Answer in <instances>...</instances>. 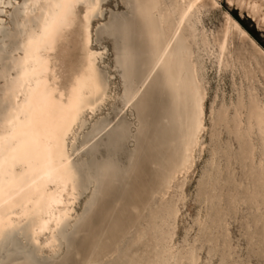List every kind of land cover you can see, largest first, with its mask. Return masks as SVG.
Instances as JSON below:
<instances>
[{
    "label": "rangeland",
    "instance_id": "1",
    "mask_svg": "<svg viewBox=\"0 0 264 264\" xmlns=\"http://www.w3.org/2000/svg\"><path fill=\"white\" fill-rule=\"evenodd\" d=\"M219 5L213 9L207 2L202 27L220 35L225 27L224 13H228L249 36L243 40L233 37L232 56L248 61L254 56L264 66L259 54V50L264 52V0H221ZM83 8L80 6L75 24L58 38L49 54L48 72L49 87L67 96L75 78L88 72V60H94L102 91L94 97L90 91L86 94L92 104L99 102L93 110H84L67 140V151L79 163V176L65 186L49 184L58 199L50 214L40 216L38 222L44 225L35 227L29 242L21 233L13 235L20 248L6 253L0 264H153L162 256L155 247L157 230L149 228L151 219L160 215L164 192L163 202L175 206L171 227L162 226L163 231L170 230L171 253L196 249L195 264H264V212L249 209L239 198L231 199L234 191L242 194L243 165L229 152L224 131L220 144L211 141L213 101L222 94L235 96L230 72L220 73L213 59L203 57L206 129L199 148H194L193 164L170 184L174 169L189 155L187 145L194 140L191 124L196 107L183 53L173 51L145 82L159 38L145 37V47L135 52L134 62L122 64L113 38L98 35L99 28L111 21L125 23L122 31L131 37L128 45L139 43L134 38L137 24L128 0H103L101 16L90 25L88 41ZM2 18L9 22L6 16ZM235 81L239 85L238 76ZM144 82L136 100L124 105L126 94ZM104 125L107 129L79 151ZM24 223V219H16L14 226L19 230ZM9 239L6 235L0 248L6 247ZM28 249L34 250L32 258H22Z\"/></svg>",
    "mask_w": 264,
    "mask_h": 264
},
{
    "label": "bare ground",
    "instance_id": "2",
    "mask_svg": "<svg viewBox=\"0 0 264 264\" xmlns=\"http://www.w3.org/2000/svg\"><path fill=\"white\" fill-rule=\"evenodd\" d=\"M219 1L128 0L133 22L137 24L134 38L139 43L128 45L131 37L122 31L125 23L111 21L99 28L98 35L113 38L115 54L122 56L118 60L122 64L134 62L135 52L145 47V37L159 38L152 49L155 56L145 82L152 78L163 60L168 61L173 51L183 53L182 62L191 73L187 83L194 93L196 107L191 124L194 140L187 145L189 155L180 168L174 169L176 175L170 184L178 173L186 172L193 164L194 148H199L201 134L206 129L203 57L213 59L220 73L230 72L235 96L222 94L213 101L211 141L220 144L224 131L230 143L229 152L234 155L235 162L243 165L245 179L239 185L242 194L234 191L231 199L239 198V203L263 213L264 66L254 56L251 61L239 55L232 56L230 45L233 37L237 35L243 40L249 36L228 13H224L225 27L220 35L208 33L202 27V11L207 2L213 9H218ZM102 3L103 0H0V242L6 235L10 237L8 245L0 248V262L6 253L20 248L13 235L21 233L29 242L35 227L44 225L38 222L40 216L50 214L58 199V193L48 189L49 184L65 186L69 180L79 176V163L74 162L67 151V140L73 127L81 122L84 110H93L99 102L96 100L92 104L86 92L90 91L94 97V94H101L102 88L91 58L88 60V72L75 78L67 96L50 88L49 54L55 50L58 38L75 24L80 6H84L88 41L90 25L93 19L101 16ZM149 25L155 28L149 29ZM251 43L257 48L253 41ZM259 52L264 58V52ZM236 76L239 85L235 81ZM145 82L126 94L124 105L136 100ZM107 127H100L84 141L79 151L87 148ZM216 153L214 150L213 155ZM169 188L165 186L166 190ZM162 195L160 215L151 219L152 227L149 228L157 230L155 247L160 248L162 256L153 264H183L184 261L195 264L198 250H179L176 253L169 250L170 230L163 231L162 226L171 227L175 206L163 202L166 192ZM20 218L25 223L18 230L14 221ZM33 254L34 250L28 249L22 258H32Z\"/></svg>",
    "mask_w": 264,
    "mask_h": 264
}]
</instances>
